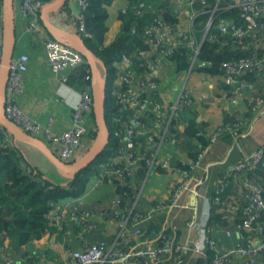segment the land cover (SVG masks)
Masks as SVG:
<instances>
[{
  "label": "built area",
  "instance_id": "2783aa9c",
  "mask_svg": "<svg viewBox=\"0 0 264 264\" xmlns=\"http://www.w3.org/2000/svg\"><path fill=\"white\" fill-rule=\"evenodd\" d=\"M52 1V0H51ZM81 14L79 15V34L85 32L84 12L87 9L89 0H77ZM180 15L179 26L172 27L160 20H156L146 32L147 42L150 46L148 51L139 52L138 60L143 67V74L137 75L136 71L130 66L131 62L124 59L119 65L122 73L117 75L116 83H126L130 89L121 93V102L124 106L132 110L138 108L131 124L124 125L123 129L116 131V136L120 138L121 149L119 154L113 160L114 168L106 169L102 179L109 182H127V177L134 178L137 168L145 160L146 165L151 171L155 160L149 155L139 151V146L143 142L139 141L137 128L144 126L141 118L150 110L156 116L155 126L162 125L168 128L174 116L186 107L193 106L195 97L187 88L180 92L179 99L171 107L161 104L156 98V91L159 83L154 80L157 73L164 67V61L175 55L176 50L185 47L195 63L200 53L204 40L208 37L210 42H215L216 36L211 32L213 17L219 9L217 6L211 11L210 20L207 26L202 30L195 26L198 13L191 12L188 8L192 7L194 0H177ZM44 2L41 0H23V17L26 21V31L36 36V41L43 45L47 64L52 73L58 76L62 82H68V76H61L64 72L86 65L85 58L72 49L69 44H61L53 37L49 36L44 30L40 15ZM238 7L241 15L247 23V27L253 33H264V0H231L229 6ZM232 22L221 20L219 31L228 34ZM204 33L202 40L198 35ZM233 36L242 37L241 30H235ZM3 53V26L0 24V65ZM29 57L22 55L13 58L10 64V71L7 83V89L3 98V105L6 116L15 122L23 131L34 136L43 143L50 144L52 151L65 163L74 164L81 155V149L84 146V136L87 132V119L93 113V97L90 90H83L81 100L76 107L73 126L62 133H56L50 127H45L38 121L25 114L19 106L18 100L25 87V74L28 71ZM206 63L199 64V67H205ZM264 67V56L259 59L241 60L238 63L225 62L221 66L223 78L227 84L233 85L235 90L231 98L242 97L244 89L247 87L245 82L239 79L248 73L258 72ZM190 70L187 75L191 73ZM144 92L149 101L140 103L139 98ZM205 97H200L203 100ZM236 99H234L235 101ZM193 101V103H192ZM190 106V107H191ZM238 125H235L237 129ZM220 130L216 135L210 138V144L214 143L220 134L231 131L228 126ZM0 132L4 137L0 140V147L9 146V133L0 125ZM237 135V139H239ZM207 148V147H206ZM204 148L200 151L194 161H191L188 170L175 167L167 160L159 162V168L172 174H180L183 180L172 187L171 198L166 202H158L153 209L147 213L139 211L136 207L139 203L137 197L132 207L122 208V199L117 198L112 203V220L118 221L119 235L116 241L112 243L98 242L83 246V248H74L77 244L75 234L70 233L69 224H77L79 227L91 229L88 222L92 220L93 214L90 211L81 210L75 205L65 204L56 207L49 215L50 224L58 227L65 232L63 245L67 255L66 264H177L187 257L195 258L197 256H206L207 250L216 252L212 264H264V222L260 218L264 217V187L263 183L252 177L250 173L258 169L264 170V147L257 151L243 155L242 159L231 166L228 174L220 182L214 197L207 198L204 195L203 207L198 209L197 204L190 203V198L199 197L196 185L188 182L192 172L199 169ZM262 165L263 167H260ZM21 166L30 176L34 177L35 172L28 163H22ZM156 169V168H155ZM154 169V170H155ZM104 170V169H103ZM232 186L234 188V197L226 199L223 195L224 189ZM237 195L235 196V194ZM241 199L243 204L237 203ZM230 201V202H229ZM195 202V201H194ZM216 206L217 213L222 214V220L229 222L235 220L236 214L240 213L236 222V234L239 241L236 245H227L216 241L212 236L211 209ZM185 210H191V214L186 221L188 239L183 241L178 233V226L174 225L179 221ZM167 212L169 223L158 224L153 220L154 213ZM156 217V216H155ZM126 218V220H124ZM106 217L102 216L100 222L104 223ZM148 224V231L140 228L130 229V223ZM159 226L160 229L156 227ZM147 233V235H146ZM227 237H232L230 231L226 232ZM72 248V250L70 249ZM55 258L51 255L43 254L40 257V264H47L50 259ZM0 264H27L16 258L9 257L0 259Z\"/></svg>",
  "mask_w": 264,
  "mask_h": 264
},
{
  "label": "crops",
  "instance_id": "0c3cea01",
  "mask_svg": "<svg viewBox=\"0 0 264 264\" xmlns=\"http://www.w3.org/2000/svg\"><path fill=\"white\" fill-rule=\"evenodd\" d=\"M127 5L126 0H114L109 7L110 30L107 34V44L112 42L120 32L122 22L118 19V14L121 10H125ZM14 8L16 18L14 58L22 55L29 57L24 91L18 100L19 106L25 114L43 126L50 127L54 132L67 131L74 124V115L81 100L82 90L73 87L68 82H62L58 76L52 73L47 64L46 51L43 45L36 41L35 35L26 31L23 0H14ZM80 14L78 1L70 0L66 7L56 13H51L49 20L64 33L78 34ZM40 21L49 36L61 44H70L61 33H57L55 36L50 34L43 25L41 15ZM98 69L103 78L102 69ZM70 73L71 70L64 72L61 76H65V74L68 76ZM157 77L159 78L160 100L167 107H171L178 101L183 88H187L191 92L196 101L193 111L197 114V121L207 125V137L211 138L217 132L223 131L219 128L224 125L232 127L233 124L231 122L226 123V119H235L237 120L236 123H240L237 129L232 127L231 131L220 134L214 143L207 146L203 152L199 169L192 172L188 179L191 185L197 184L200 195L198 198L193 196L196 199L193 203L197 204L198 209L201 210L203 207L202 196L214 197L220 182L228 174L230 167L238 163L243 155L251 154L264 147V93L260 90L262 85L259 82L256 84L248 83L242 97H233L232 99L225 87L222 86L220 77L201 72H193L189 75L178 73L171 62L164 65L162 70L157 73ZM166 79L173 82L171 90L165 89L166 83L164 81ZM200 97L205 98L199 100ZM234 99L236 100L234 101ZM153 122L149 127L139 126L137 128L139 137L143 139L139 151L151 155L155 160L154 167L147 176L144 178L137 176L132 180V187L135 188L136 197L139 200L138 209L144 213L151 211L156 203L168 201L172 195V187L183 180L179 173L172 174L159 168V162L167 160L171 165L186 166L194 159L191 155L196 152L197 147L203 149L199 146L196 138L184 137L185 124H180L174 128L176 131H170L171 129L163 128L161 124L155 126ZM93 127L94 125L91 124L90 120L87 126L89 132ZM97 135L98 138V129ZM237 135L241 137L237 139ZM96 140L89 137L84 139V146L80 151L81 155L78 161L94 146ZM9 145L17 146L24 159L41 172L45 178L62 185L67 183L68 179L59 174L56 167L38 148L27 143L17 142L10 135ZM46 145L52 150L50 144ZM116 182L102 179V175L94 176L90 179L87 190L82 197L67 199L63 202L93 214L92 220L88 222L91 229L83 230L77 224L72 222L69 224L70 233L76 235L77 244L75 246L79 247L78 249L101 241L107 243L116 241L119 235L118 221L112 220L110 212L112 203L119 198ZM190 203L192 205V198H190ZM203 211H205V206ZM190 214L191 210H185L181 219L173 223L178 226V233L183 241L188 239L186 221ZM102 216L106 217L104 223L100 222ZM153 216V220L158 224L167 225L169 223L166 211L156 212ZM129 226L130 229L140 228L143 231H148L150 227L148 224L141 226V224L132 222ZM236 227V223L231 220L226 226L218 227L211 236L218 242L236 245L239 241ZM227 231L232 232L233 236L227 237ZM35 249L38 252L44 249H50L53 252L55 258L50 259L47 264L67 263L65 246L54 236L51 237L46 234L41 240L35 241ZM0 255L1 259L5 257L2 253ZM179 264H195V259H187Z\"/></svg>",
  "mask_w": 264,
  "mask_h": 264
},
{
  "label": "trees",
  "instance_id": "16d2710c",
  "mask_svg": "<svg viewBox=\"0 0 264 264\" xmlns=\"http://www.w3.org/2000/svg\"><path fill=\"white\" fill-rule=\"evenodd\" d=\"M41 1L45 4L51 0ZM126 1L128 3L127 8L121 10L118 14V19L122 22L121 30L109 44L106 43L107 34L110 30L109 7L114 0H89L87 9L84 12L85 32L81 36L87 48L102 60L105 67L101 85L106 93V122L110 132V141L108 148L103 154L89 167L78 173L74 179L67 180V183L62 185L45 178L41 172L31 166L24 159L22 152L17 146L0 147V253L4 255L9 254V252L17 254L19 258L11 255L27 264H40V257L43 254L54 257L55 255L50 249L39 250V252L35 249V241L41 240L46 234L56 237L60 242L65 237L63 230L50 224L48 215L56 207L64 206L65 203L63 202L65 200L82 197L92 177L99 176L106 169L116 167L113 164V160L119 154L121 145L120 138L115 133L123 129L124 125L131 124L138 110V108L129 110L121 102L120 94L127 92L130 86L126 83H116L117 75L123 72L119 65L126 58L131 62L130 66L136 71L137 75H142L144 68L140 66L141 62L138 57L139 52H146L150 49L146 37L147 30L155 24L156 20H160L172 27L180 24V15L177 13L179 10L177 0ZM230 3L231 0H194L193 6L188 9L194 13L199 12L195 22V26L199 31H202L207 26L211 11L217 6L219 7L213 17L211 26V32L216 36V40L215 42H210L208 37L204 40L195 63L185 47L176 50L171 61L168 59L164 61V65L167 62H171L178 73H188L192 70L191 73L201 72L220 77L222 86L225 87L229 96L233 95L235 87L227 84L223 78L222 64L225 62L238 63L241 60L259 59L264 56V33L255 34L250 31L238 7L224 9ZM2 8L3 0H0V24H2ZM223 19L232 22L228 34H223L219 31V24ZM235 30H241L243 36H233L232 34ZM203 35L204 33L198 35L200 41ZM201 63H206V66L199 67ZM99 68L101 67L99 66ZM154 80L157 84L159 83L158 77ZM239 80L245 82L247 86L248 83L256 84L259 82L262 85L260 90L264 93V67L258 72L248 73ZM68 83L82 91L87 89L91 91L92 70L88 63L71 69V73L68 75ZM155 98L161 102L158 90ZM139 101L140 103L149 101L144 92L141 93ZM193 101V106H191L192 104L186 105L187 108L181 110L177 116L173 117L167 129L176 131L174 128L180 124H185L184 137L189 139L196 138L199 146L204 149L210 145V138L206 136L207 125L199 123L196 119L197 114L193 111L196 101ZM161 104L164 103L161 102ZM90 120L94 127L90 132L87 128L84 139L89 137L96 140L98 128L93 113L87 120L88 125ZM140 121L144 126L149 127L152 121H156V116L152 110H149ZM236 121L235 119H226V123L231 122L233 124L232 127L240 125ZM228 126L224 125L221 128L224 129ZM3 137L4 135L0 132V140ZM142 140V137H139V141L141 142ZM199 148L197 147L196 152L191 155L192 158H196L198 153L203 150ZM148 157L149 155L147 154L146 158ZM194 160L192 159L191 161ZM22 163L29 164L35 172L34 177L27 174L21 166ZM175 167L185 170L189 169L188 165ZM260 167L263 166L260 165ZM148 173L149 168L144 160L137 168L135 177L141 176L144 178ZM250 175L261 181L264 187L263 169L252 171ZM132 180V177H127V182H116L118 195L122 199V208L132 207L135 202L136 191L132 187ZM223 195L226 199H232L234 197V188L232 186L225 188ZM237 203L242 205L243 201L237 199ZM139 211L141 210L139 209ZM240 213L236 214L233 223L238 221ZM210 220L212 225L215 226V228L212 227V233L218 227L226 226L231 221L224 222L222 214L217 213L214 205L211 209ZM260 222H264V217L260 218ZM156 228L160 229L159 226ZM215 256V251L207 250L206 256L187 257L177 264L187 259H195V264H212Z\"/></svg>",
  "mask_w": 264,
  "mask_h": 264
},
{
  "label": "water",
  "instance_id": "95a60500",
  "mask_svg": "<svg viewBox=\"0 0 264 264\" xmlns=\"http://www.w3.org/2000/svg\"><path fill=\"white\" fill-rule=\"evenodd\" d=\"M70 0H52L45 3L41 10V20L43 25L52 35L61 33L69 41V46L80 53L92 70V97H93V114L99 137L94 146L86 155L74 164L63 162L49 147L35 138L34 136L23 131L15 122L10 120L4 110L2 103L6 93L10 64L14 58L16 45V18L14 0H3L2 8V25H3V53L0 65V125L3 126L9 135L17 142L27 143L38 148L47 159L56 167L59 174L68 179H74L83 169L94 163L108 148L110 141V132L106 122V93L101 85L102 77L99 72V66L104 69V64L93 52H91L82 36L78 34L64 33L58 30L49 20L51 13H56L66 6ZM192 198V204L195 201Z\"/></svg>",
  "mask_w": 264,
  "mask_h": 264
},
{
  "label": "rangeland",
  "instance_id": "374dc122",
  "mask_svg": "<svg viewBox=\"0 0 264 264\" xmlns=\"http://www.w3.org/2000/svg\"><path fill=\"white\" fill-rule=\"evenodd\" d=\"M100 69H102V68H100ZM102 73H104L103 69H102ZM115 81L117 82V78H116ZM164 82L166 83L165 89L171 90V88L173 86V82L169 81V79H166ZM74 248L76 249V248H79V247L75 246ZM70 249L72 250V248H70ZM10 254H12L16 258H19V256L17 254H14V253H10ZM5 257H9V254H6Z\"/></svg>",
  "mask_w": 264,
  "mask_h": 264
}]
</instances>
